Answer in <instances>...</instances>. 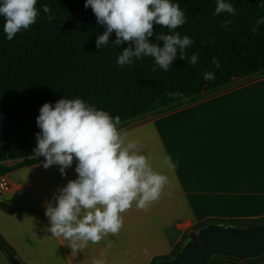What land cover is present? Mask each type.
Segmentation results:
<instances>
[{
    "label": "trees",
    "instance_id": "16d2710c",
    "mask_svg": "<svg viewBox=\"0 0 264 264\" xmlns=\"http://www.w3.org/2000/svg\"><path fill=\"white\" fill-rule=\"evenodd\" d=\"M226 2L236 9L235 15L213 16L216 0H173L185 13L186 23L174 30L153 24L148 41L162 48L165 41L159 36L179 33L181 37L188 35L194 43L183 49L184 59L177 47L176 58L167 70L152 56H132L130 64L117 65L116 58L123 50H134L135 45L131 41L115 44L113 31L107 43L97 47L96 41L107 26L98 22L91 7L85 9V0H37L36 22L12 40L6 39L0 17V177L44 161L34 150L36 134L41 131L36 117L46 102L81 98L113 117L119 116L120 130L139 118L216 95L236 80L263 77L264 24L257 29L256 22L264 18V7L259 0ZM44 4L51 8V21L42 10ZM224 20L231 21L227 28L222 26ZM193 54L198 55L196 64L189 63ZM213 57L218 59L219 68L212 63ZM205 71L214 72L215 79L206 81L202 75ZM211 222L242 226L252 221L208 219L192 228ZM0 248L11 264L12 258L24 264L1 233ZM178 249L174 246L172 255ZM255 260L264 261V257L247 261Z\"/></svg>",
    "mask_w": 264,
    "mask_h": 264
},
{
    "label": "crops",
    "instance_id": "0c3cea01",
    "mask_svg": "<svg viewBox=\"0 0 264 264\" xmlns=\"http://www.w3.org/2000/svg\"><path fill=\"white\" fill-rule=\"evenodd\" d=\"M263 81L244 82L118 130L124 146L136 142L131 151L145 155L165 183L160 198L145 209L133 203L121 213L117 234L82 248L77 242L74 250L47 230L46 206H55L59 190L77 178L75 158L65 176L59 165L44 168V161L1 176L9 188L0 189V233L24 264H153L172 255L171 233L180 236L208 219L264 217Z\"/></svg>",
    "mask_w": 264,
    "mask_h": 264
},
{
    "label": "clouds",
    "instance_id": "9594fccd",
    "mask_svg": "<svg viewBox=\"0 0 264 264\" xmlns=\"http://www.w3.org/2000/svg\"><path fill=\"white\" fill-rule=\"evenodd\" d=\"M259 3L264 7V0ZM36 4L37 0H0L6 39L12 40L36 22L39 14ZM84 7H91L98 22L107 26L96 41L97 47L106 44L113 31L117 36L115 44L134 43V50L126 48L116 58L121 67L130 64L132 56H152L156 64L167 70L176 58L177 47L184 59L183 49L194 43L188 35L181 37L179 33L159 36L165 41L162 48L148 41L153 24L174 30L186 23L185 13L173 0H85ZM42 10L51 13L48 4ZM221 13L235 15L236 9L226 0H216L212 14ZM47 18L54 19L50 14ZM230 23L224 20L222 26L227 28ZM256 24L258 29L264 18ZM197 62L198 55L193 54L189 63ZM212 63L220 67L216 57ZM202 75L206 81L215 79L214 72L205 71ZM120 122L119 116L113 117L81 98L62 97L55 103L46 102L36 117L41 131L36 134L34 151L45 158L43 167L59 165L61 175L65 176L74 158L77 160V178L59 190L55 206L49 203L45 209L50 222L47 230L54 236H63L74 250L77 242L82 248L88 241L97 243L106 234H117L123 226L121 213L133 203L138 209H145L161 196L165 177L153 171L145 155L131 151L136 142L124 146L118 131Z\"/></svg>",
    "mask_w": 264,
    "mask_h": 264
},
{
    "label": "water",
    "instance_id": "95a60500",
    "mask_svg": "<svg viewBox=\"0 0 264 264\" xmlns=\"http://www.w3.org/2000/svg\"><path fill=\"white\" fill-rule=\"evenodd\" d=\"M216 257L238 261L264 257V221L242 226L208 223L190 232L175 255L155 264H209Z\"/></svg>",
    "mask_w": 264,
    "mask_h": 264
},
{
    "label": "rangeland",
    "instance_id": "374dc122",
    "mask_svg": "<svg viewBox=\"0 0 264 264\" xmlns=\"http://www.w3.org/2000/svg\"><path fill=\"white\" fill-rule=\"evenodd\" d=\"M264 77V76H263ZM260 78H262V77H255V78H252V79H250V80H236L235 82H233L232 83V85L231 86H229V87H227L226 89H229V88H234V87H237V86H239V85H241L242 83H244V82H249V81H253V80H256V79H260ZM262 83V82H261ZM263 83H264V81H263ZM225 89V90H226ZM250 88H248V90H249ZM202 98H204V96L202 97ZM13 162H15V161H13ZM262 218H264V217H262ZM257 219H260V218H257ZM252 222L251 223H255V222H253L254 220H256V219H250ZM250 224V223H249ZM197 229H199V228H190L189 230H187V231H185L184 233H182L180 236H178L177 234H175V233H171L170 234V238H171V241H172V243H173V245L174 246H177V247H179V249H178V251L180 250V248L182 247V245L184 244V242L186 241V239L188 238V235H189V233L190 232H192V231H196ZM6 240V239H5ZM10 245V244H9ZM11 246V245H10ZM11 248L14 250V248L11 246ZM15 251V250H14ZM177 251V252H178ZM16 253V252H15ZM18 256V255H17ZM173 255H171V256H169L168 258H171ZM19 257V256H18ZM20 258V257H19ZM21 259V258H20ZM222 259H226V258H220V257H216V258H214V259H212L211 261H210V263L209 264H215V263H217L218 264V262L220 263L221 262V260ZM230 260H234V261H228V262H233V263H244V264H255V263H258V262H260L261 260H255V261H253V262H248V261H238V260H236V259H230ZM223 262V261H222ZM12 263L13 264H19V262L15 259V258H12ZM0 264H11V261L9 260V258H8V256H7V254L0 248Z\"/></svg>",
    "mask_w": 264,
    "mask_h": 264
},
{
    "label": "built area",
    "instance_id": "2783aa9c",
    "mask_svg": "<svg viewBox=\"0 0 264 264\" xmlns=\"http://www.w3.org/2000/svg\"><path fill=\"white\" fill-rule=\"evenodd\" d=\"M8 188H9L8 182L5 179H3L0 182V189L1 190H7Z\"/></svg>",
    "mask_w": 264,
    "mask_h": 264
}]
</instances>
